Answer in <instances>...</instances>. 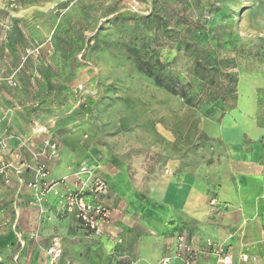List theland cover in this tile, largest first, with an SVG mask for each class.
I'll return each mask as SVG.
<instances>
[{"label":"rangeland","instance_id":"1","mask_svg":"<svg viewBox=\"0 0 264 264\" xmlns=\"http://www.w3.org/2000/svg\"><path fill=\"white\" fill-rule=\"evenodd\" d=\"M150 3L157 22L167 21L178 38L212 54L220 82L235 89L232 107L206 114L137 70L129 48L143 59L171 62L182 82L192 81L188 60L193 46L167 39L149 18L141 17L150 13ZM9 4L0 0V149L14 155L13 163L32 165L36 156L48 167L49 161L59 159L109 168L117 171L118 181L123 176L119 197L137 206L143 200V207L155 201L149 186L168 176L170 159L189 161L192 169L207 172L220 168L229 158V144L244 140L247 131L264 146V0ZM32 48L38 52L27 53ZM234 123H242L244 130L233 129ZM37 127L42 128L36 130L41 133L40 149L23 157L20 147ZM47 138L58 147L51 159L43 153ZM3 165L5 158L0 160ZM7 194L0 175V264L84 261L86 252L79 243L89 233L77 222L72 228L59 226L63 215L54 213L51 219L46 210L31 220L23 209L16 215L19 206ZM256 203L252 218L264 224L263 200ZM54 240L59 243L57 256L48 253ZM260 241L264 243V233ZM253 264H264V259Z\"/></svg>","mask_w":264,"mask_h":264},{"label":"crops","instance_id":"2","mask_svg":"<svg viewBox=\"0 0 264 264\" xmlns=\"http://www.w3.org/2000/svg\"><path fill=\"white\" fill-rule=\"evenodd\" d=\"M232 125L235 130L243 129L242 123ZM39 129L42 128L37 127L35 131ZM39 131L28 138L26 146L20 147L23 157H30L40 149ZM252 138L247 131L244 140L251 143L244 145L242 139L239 143L229 144L233 151L229 150V158L222 160L216 170L192 169L189 161L170 159L168 176L158 178L149 186L155 198L149 206L142 207L143 200L137 206L119 197L123 194L119 185L120 180L124 181L121 173L118 181L117 171L95 168L94 173L107 182L104 199L110 207L107 233L101 235L85 230L74 216L60 210V194L73 187L77 179L85 181L87 174L81 173L77 178L73 174L80 167V161L67 164L54 159L49 161V177L58 182L51 186L43 204L45 215L52 219L54 213L61 214L59 226L72 228L77 222L89 233L79 243L86 252L85 259L76 261V264H109L112 261L118 264H161L163 258H169L170 264H183L185 253L177 249L179 239L195 253L190 264H214L217 256L210 247L214 244L225 246L232 256V264H253L257 259H264V243L260 241L264 224L252 218L258 209L256 201L263 200L264 203L261 198L264 194V146ZM6 153L0 149V160L5 158L11 165L6 174L0 175L9 199L19 206L15 213L18 215L23 209L25 218H36L40 214L33 200V191L24 185L32 177V172L22 168L16 174L15 168L19 164L13 163L11 152L8 156ZM63 176L66 177L63 181H68L59 184ZM257 178L262 190L259 195L256 193ZM231 191H235L234 197Z\"/></svg>","mask_w":264,"mask_h":264},{"label":"built area","instance_id":"3","mask_svg":"<svg viewBox=\"0 0 264 264\" xmlns=\"http://www.w3.org/2000/svg\"><path fill=\"white\" fill-rule=\"evenodd\" d=\"M9 6H16V0H10ZM27 53L38 52L37 48L27 49ZM9 82H12L9 80ZM81 91L82 86H78ZM58 151L57 144L51 139L43 141V153L47 159L56 157ZM32 165L22 162L18 168H15V173L19 174L22 168H28L32 172V177L24 182V185L31 189L34 194V203L39 208V211H44V202L48 195L49 189L58 181H53L49 177V167L44 160L34 158ZM10 164L3 165V168H8ZM0 168V173L3 172ZM96 167L90 164L83 163L80 168L73 174L78 177L79 174H87L85 181L77 179L74 186L68 188L60 194L58 204L60 210L66 214H71L81 224L82 228L96 234L107 233V226L110 222V207L106 203L104 196L108 191V185L104 178L94 173ZM66 177L59 180L62 182ZM8 182V179L5 180ZM216 253V262L214 264H232V256L225 246L221 244L210 245ZM178 251L185 253L183 264H190L195 259V253L179 239L177 244ZM60 253L59 243L54 240L48 253ZM109 264H118L115 261ZM161 264H170L169 258H163Z\"/></svg>","mask_w":264,"mask_h":264},{"label":"trees","instance_id":"4","mask_svg":"<svg viewBox=\"0 0 264 264\" xmlns=\"http://www.w3.org/2000/svg\"><path fill=\"white\" fill-rule=\"evenodd\" d=\"M150 5V13L143 14L141 17L149 18L151 25L161 30L167 39L177 41L178 44L184 46H193V53L188 60L192 81L182 82L181 78L172 72L171 62L152 61L151 58L143 59L137 55L135 49L129 48L137 70L151 78L155 85L178 95L190 106L202 108L206 114L211 113L213 108L232 107L236 100L235 89L231 85L223 86L220 82L217 74L218 66L214 62L212 54L199 49L200 47L198 48L195 42L178 38L177 30L170 28L167 21L161 19L160 22H157L156 11L153 10L154 4L150 3ZM134 151L137 152L140 149H134Z\"/></svg>","mask_w":264,"mask_h":264},{"label":"bare ground","instance_id":"5","mask_svg":"<svg viewBox=\"0 0 264 264\" xmlns=\"http://www.w3.org/2000/svg\"><path fill=\"white\" fill-rule=\"evenodd\" d=\"M229 129V128H228Z\"/></svg>","mask_w":264,"mask_h":264}]
</instances>
